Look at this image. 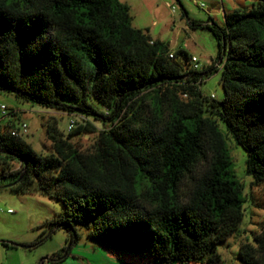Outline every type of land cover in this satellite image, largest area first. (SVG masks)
I'll return each mask as SVG.
<instances>
[{"label":"trees","instance_id":"1","mask_svg":"<svg viewBox=\"0 0 264 264\" xmlns=\"http://www.w3.org/2000/svg\"><path fill=\"white\" fill-rule=\"evenodd\" d=\"M198 27L217 44L219 100L199 88L213 66L194 69L192 56L133 28L119 0H0V93L82 118L65 134L55 118L43 124L45 154L0 129V179L13 183L2 187L59 200L47 224L66 242L79 224L118 254L218 264L245 203L218 121L264 183V0L223 13L222 26L190 21ZM82 133L96 134L86 151L70 141ZM237 261L264 264V228Z\"/></svg>","mask_w":264,"mask_h":264},{"label":"rangeland","instance_id":"2","mask_svg":"<svg viewBox=\"0 0 264 264\" xmlns=\"http://www.w3.org/2000/svg\"><path fill=\"white\" fill-rule=\"evenodd\" d=\"M119 1L128 6L133 28L142 30L153 40L164 42L170 53L180 50L189 57H196V64L200 70L212 65L210 72L203 75L199 88L205 97L214 96L216 100L222 97L219 62H214L217 54L216 41L207 29L200 27L191 29L190 21L201 24L214 21L222 26L223 13L236 8H248L254 0ZM170 6L175 8L174 13L171 12ZM183 10L186 14H183ZM1 105L6 107L5 115L0 112L1 131L19 129L24 123L27 132L20 136L38 154H45L51 150L43 126L49 119H57L58 128L64 134L67 133L70 120L75 123L82 120L79 116L51 111L37 103L19 99L11 93H0ZM12 112L15 116L11 114ZM217 123L225 137L232 170L244 186L242 196L245 203L243 218L238 228L223 243L217 245L215 250L220 256L218 264H236L238 246L245 241L252 243L253 234L264 228V183L258 185L252 183V176L245 172L246 153L226 134L224 124L221 121ZM95 137V133H82L71 136L70 141L79 150L86 151L90 149ZM1 167L0 160V169ZM7 167L12 171L18 169L19 164L10 161ZM6 183L7 180L0 179V264H182L115 253L101 242L88 239L85 229L79 224L74 225L79 235L77 241L66 242L68 236L63 229L51 230L52 226L47 224L63 210L59 200L35 191L27 194L16 193L2 187ZM3 241L16 246H4L1 243ZM69 246V254L64 259L59 261L52 259L53 254L62 247Z\"/></svg>","mask_w":264,"mask_h":264},{"label":"built area","instance_id":"3","mask_svg":"<svg viewBox=\"0 0 264 264\" xmlns=\"http://www.w3.org/2000/svg\"><path fill=\"white\" fill-rule=\"evenodd\" d=\"M171 8V12L174 13L175 11V8L173 6H170ZM171 57V54L169 55ZM191 62H192V66L194 69H198V66H197V58L192 56L191 57ZM213 97V96H211ZM5 110H6V107L4 105H1L0 106V112L2 115H5ZM74 125V122L73 120H70L69 123H68V126H67V129H71ZM27 132L26 130V125L24 123L21 124L20 128L17 129V130H11V135L13 136H20L21 134H25Z\"/></svg>","mask_w":264,"mask_h":264},{"label":"water","instance_id":"4","mask_svg":"<svg viewBox=\"0 0 264 264\" xmlns=\"http://www.w3.org/2000/svg\"><path fill=\"white\" fill-rule=\"evenodd\" d=\"M21 178V177H20ZM13 184V183H12ZM12 184H7V185H5V187H8V186H10V185H12Z\"/></svg>","mask_w":264,"mask_h":264}]
</instances>
